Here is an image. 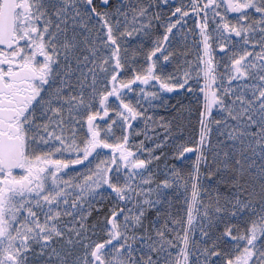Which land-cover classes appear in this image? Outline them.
I'll use <instances>...</instances> for the list:
<instances>
[{
  "label": "snow or ice",
  "instance_id": "obj_1",
  "mask_svg": "<svg viewBox=\"0 0 264 264\" xmlns=\"http://www.w3.org/2000/svg\"><path fill=\"white\" fill-rule=\"evenodd\" d=\"M0 264H264V0H0Z\"/></svg>",
  "mask_w": 264,
  "mask_h": 264
}]
</instances>
